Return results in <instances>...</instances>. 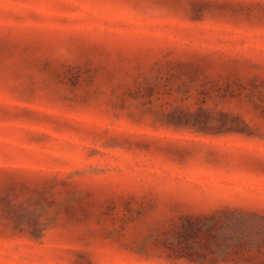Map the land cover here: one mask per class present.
Listing matches in <instances>:
<instances>
[{"label":"rangeland","instance_id":"374dc122","mask_svg":"<svg viewBox=\"0 0 264 264\" xmlns=\"http://www.w3.org/2000/svg\"><path fill=\"white\" fill-rule=\"evenodd\" d=\"M0 264H264V0H0Z\"/></svg>","mask_w":264,"mask_h":264}]
</instances>
